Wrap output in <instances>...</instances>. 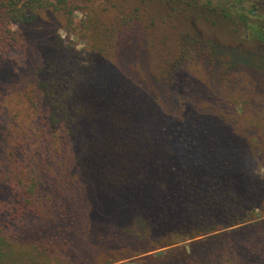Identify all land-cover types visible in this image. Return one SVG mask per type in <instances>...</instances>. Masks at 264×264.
Segmentation results:
<instances>
[{"label":"trees","instance_id":"obj_1","mask_svg":"<svg viewBox=\"0 0 264 264\" xmlns=\"http://www.w3.org/2000/svg\"><path fill=\"white\" fill-rule=\"evenodd\" d=\"M209 13L223 28L264 46V0H0V74L21 34L46 17L86 43L77 51L57 31L46 33L52 39L46 56L24 75L20 108L9 109L18 123L28 113L38 119L40 142L31 153L26 140L10 149L14 174L0 181V196L5 190L14 195L0 202V264H40L55 245L57 264L69 254L78 264L118 263L163 248L169 249L133 264H264V221L247 224L264 202V176L255 171L264 163L251 139L236 130L239 149L231 156L222 152L220 138L212 136L227 126L225 118L212 116L216 130L201 122L212 118L201 107L220 99L207 91L210 81L199 83L200 75L189 70L166 121V112L143 93V76L132 71L142 63L131 46L136 35L163 56L165 40L153 33L166 25L179 30L187 65L215 64L209 76L241 69L253 78L264 71L263 53L257 57L239 46L220 60ZM205 27L214 37L203 36ZM4 136L0 125V143ZM171 139L175 145L166 146ZM39 161L40 168L61 174L72 196L58 195L55 178L29 172L25 179ZM79 188L85 197L76 207ZM96 202L108 205L95 209ZM26 232L33 246L19 247L16 234ZM108 248L113 258L103 254Z\"/></svg>","mask_w":264,"mask_h":264},{"label":"rangeland","instance_id":"obj_2","mask_svg":"<svg viewBox=\"0 0 264 264\" xmlns=\"http://www.w3.org/2000/svg\"><path fill=\"white\" fill-rule=\"evenodd\" d=\"M208 15H210L208 16L210 17V22L208 23L209 27H211V29L214 28L212 29L214 32H219V34L213 39H215V42H217L221 49V61H227L229 49L233 46H239L243 51L250 52L257 57H260L263 53L264 58V46L258 45L256 39L253 37L243 38L242 36L236 35L233 30L223 28L225 23L220 22L219 17L218 19L212 13H209ZM77 16L79 18L83 17L82 14H77ZM53 21V17H46L44 20L40 21V25L33 26L24 31L23 34H21L18 47L13 50L6 68L0 74V125L3 126L5 133V141L3 140V142L0 143V181L5 177L10 179L14 174L13 169L15 167L12 165L13 158L12 155H10V149L12 146L23 143V140H26L27 142L25 145L28 147L27 150L29 149L28 151L31 153V150H33L40 142L39 136L36 134V129L39 127L37 124L38 119L34 122L29 116L30 113H28L22 117L18 123V121H15L14 117L10 114V110H17L20 108L17 101L21 99L19 91H21L23 86L24 75L38 66L46 56L49 49L48 46L51 42L50 40H52L46 33H55L57 31V34L62 38L70 40L77 51H84L86 48V43L82 38L79 36L77 37L76 35L68 36L62 29L57 30V26L53 24ZM211 29L205 27L201 30L205 38L214 37V33ZM135 31L144 33L145 30L141 31L137 29ZM152 31L155 32V30ZM22 35H24V38ZM153 35L158 41L162 39L165 40L164 55L162 56L161 54L156 53L155 48L149 49L146 36L142 39L138 34L134 39L135 44H132L131 46L135 47L134 51L138 54L142 63L138 62L136 65L132 66V71L140 77L143 76L141 80V86L144 90L143 93H147L146 95H148L149 100L159 112H166V121L170 118L172 108L178 103L175 101V93L179 94L184 92L185 87H183V85H186L189 78V70H191L193 75H200L198 76V79L199 77L202 78L201 80L199 79V83L202 81H210V85L207 86V91L209 93H216L218 95L217 97L220 99V101L209 100L205 107H201L203 113L210 115V117H224L225 120H223V124L231 127L225 128L227 126L222 125L223 127L218 129V136H212L215 139L217 137L220 138L221 142L219 143L222 152L226 155H234L236 153L235 151L239 149V137L242 135L246 137V135H248L247 137L251 139L255 146L256 155H258L264 163V71L257 70L253 78L243 73L241 69L237 72L231 71L230 73L226 70H218V73L216 72L218 77H213L214 75L212 76L211 73V76H209L207 73L210 72V69L217 71L214 69L215 64L213 63V65H211L206 63L203 67L202 63L197 65L196 61H193L191 63L189 62V65H187L184 57L181 55V44L183 42H181V40H183V38L179 37V30L174 26L166 25L164 30L158 31L156 35L153 33ZM28 40L32 41L29 45L26 43ZM34 40L37 41V43L33 44ZM161 43L163 44L164 42ZM152 62H154L153 68L148 70L146 64ZM262 63L264 66V59ZM206 66L210 67L205 68ZM172 69L176 70L173 75H171ZM194 69L197 71H194ZM215 71L212 73H215ZM162 75L164 78H161ZM195 89L198 91H204L202 86H197ZM238 98H241V100H238ZM23 109H25V106H23ZM1 117H5L3 118V121L1 120ZM30 122L32 124L31 127H27L26 125H29ZM201 122L204 126L213 124L215 130L216 128L214 125H218L216 124L218 123V120H215L214 117L211 119L204 117ZM236 130H238L237 133L240 136H237L234 133ZM167 145H175L173 139L166 142V146ZM42 161L44 162V159ZM255 171L264 176V167L260 170L259 168H255ZM29 172L32 174H40L43 179H45V177L55 178L54 181L57 186L56 191L59 196L69 195L72 191L71 188L65 186V180L62 178L61 174H59L60 176L57 175V170L55 168L49 169L46 166L40 168V161L36 166L28 168L25 179L26 177H30ZM65 192H68L69 194H66ZM84 193L85 189L79 188V192L73 196L76 207L80 205V200L84 199ZM13 195V191L5 190L4 194L0 196V202H12L11 199ZM70 195L72 196V194ZM22 201H24V198ZM15 202H17V200H15ZM101 204L107 203L96 202L95 209L106 207ZM78 209V211L81 212V208ZM259 209L260 210L255 212L254 219L247 224L257 223L261 220L264 221V202L259 206ZM10 215L11 214L9 213L6 216L9 217ZM236 229L232 228V231ZM24 234L25 235H21V233L16 234L17 245L26 248L33 246V244L30 243L33 234L29 232ZM154 243H156V240ZM189 243L190 242L183 243V245H186L187 251H190ZM152 249H156L155 246H153ZM167 249L169 248L155 250L150 254L165 253ZM56 250L57 245L50 249L47 254L42 256V258L38 259V263L57 264V256L55 255ZM113 252L114 250L108 248L103 251V254L112 257ZM150 254H141L140 256H135L118 263L111 260L107 264H133L139 258ZM62 264H78V262L72 254H69L63 258Z\"/></svg>","mask_w":264,"mask_h":264},{"label":"water","instance_id":"obj_3","mask_svg":"<svg viewBox=\"0 0 264 264\" xmlns=\"http://www.w3.org/2000/svg\"><path fill=\"white\" fill-rule=\"evenodd\" d=\"M160 254V253H159Z\"/></svg>","mask_w":264,"mask_h":264}]
</instances>
